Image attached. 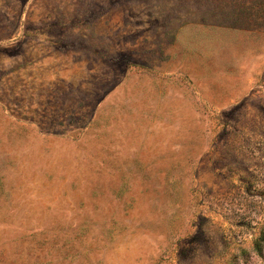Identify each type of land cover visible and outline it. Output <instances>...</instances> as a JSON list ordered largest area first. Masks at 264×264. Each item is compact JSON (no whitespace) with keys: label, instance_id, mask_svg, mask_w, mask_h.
Instances as JSON below:
<instances>
[{"label":"rangeland","instance_id":"374dc122","mask_svg":"<svg viewBox=\"0 0 264 264\" xmlns=\"http://www.w3.org/2000/svg\"><path fill=\"white\" fill-rule=\"evenodd\" d=\"M0 264H264V0H0Z\"/></svg>","mask_w":264,"mask_h":264},{"label":"trees","instance_id":"16d2710c","mask_svg":"<svg viewBox=\"0 0 264 264\" xmlns=\"http://www.w3.org/2000/svg\"><path fill=\"white\" fill-rule=\"evenodd\" d=\"M254 250L258 253L262 252V237L259 235L254 239Z\"/></svg>","mask_w":264,"mask_h":264}]
</instances>
